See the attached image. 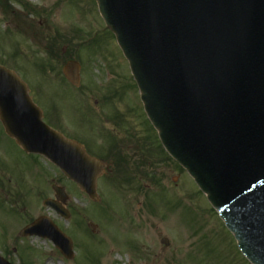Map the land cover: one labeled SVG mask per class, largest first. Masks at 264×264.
Returning a JSON list of instances; mask_svg holds the SVG:
<instances>
[{
	"label": "rangeland",
	"instance_id": "1",
	"mask_svg": "<svg viewBox=\"0 0 264 264\" xmlns=\"http://www.w3.org/2000/svg\"><path fill=\"white\" fill-rule=\"evenodd\" d=\"M82 38L94 43L78 48ZM69 60L81 64L78 88L63 77ZM0 63L28 84L46 123L65 136L91 145L116 138L119 164L99 179L93 204L58 168L25 154L0 123L2 257L13 264H250L194 180L158 152L129 63L96 0H0ZM54 185L65 189L68 219L44 206ZM42 216L73 240V260L50 240L19 235Z\"/></svg>",
	"mask_w": 264,
	"mask_h": 264
},
{
	"label": "water",
	"instance_id": "2",
	"mask_svg": "<svg viewBox=\"0 0 264 264\" xmlns=\"http://www.w3.org/2000/svg\"><path fill=\"white\" fill-rule=\"evenodd\" d=\"M129 60L150 121L195 179L251 264H264V0H97ZM80 65L63 73L80 85ZM0 120L28 154L42 155L97 201L101 166L43 121L28 86L0 65ZM56 199L66 201L54 186ZM67 217L57 201H47ZM21 236L72 241L48 218ZM165 247L169 241L162 240ZM0 264H11L0 257Z\"/></svg>",
	"mask_w": 264,
	"mask_h": 264
},
{
	"label": "flooded vegetation",
	"instance_id": "3",
	"mask_svg": "<svg viewBox=\"0 0 264 264\" xmlns=\"http://www.w3.org/2000/svg\"><path fill=\"white\" fill-rule=\"evenodd\" d=\"M149 130H151V129L149 128ZM71 138L77 140V138H74V137H71ZM146 139L148 140V143L145 142L144 146H142V149H143L142 150V152H143L142 155H143V157H146L147 152L149 153V150L147 151L146 148H148V144L151 143V140H150V138L148 136L146 137ZM117 141L118 140L116 138H113V136L112 137L107 136L106 138L97 139L96 143H94V145H91V144H88V143H85V142L81 143L82 145H84V147H85L86 151L88 152V154H90L91 156L97 158L102 163L104 173H103L101 178L106 177V176H108L110 174V173L107 174V172H111V170H110L111 162L113 163L114 166L116 164L117 167H119V164L117 163V161L115 163V160H116L115 155H116V152L118 151L117 150L118 149V142ZM152 145H153V143H152ZM157 146L160 148V146L158 144H157ZM158 152L162 153L161 148H160V150ZM161 155H163V154H161ZM162 158H163V156H162ZM106 161H109L110 164H108Z\"/></svg>",
	"mask_w": 264,
	"mask_h": 264
},
{
	"label": "trees",
	"instance_id": "4",
	"mask_svg": "<svg viewBox=\"0 0 264 264\" xmlns=\"http://www.w3.org/2000/svg\"><path fill=\"white\" fill-rule=\"evenodd\" d=\"M54 43H56V42H54ZM51 46H52V44H51ZM50 56H52L51 54H49ZM1 64H4V63H1Z\"/></svg>",
	"mask_w": 264,
	"mask_h": 264
}]
</instances>
